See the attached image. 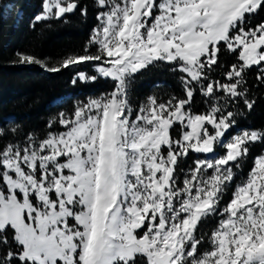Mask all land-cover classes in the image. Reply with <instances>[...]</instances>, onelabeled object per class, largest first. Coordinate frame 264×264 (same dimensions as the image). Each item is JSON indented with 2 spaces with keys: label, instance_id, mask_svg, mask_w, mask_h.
I'll return each mask as SVG.
<instances>
[{
  "label": "snow or ice",
  "instance_id": "6c2138e0",
  "mask_svg": "<svg viewBox=\"0 0 264 264\" xmlns=\"http://www.w3.org/2000/svg\"><path fill=\"white\" fill-rule=\"evenodd\" d=\"M93 3L98 23L81 52L50 68L17 54L19 63L51 72L90 63L94 74L78 72L73 83L105 78L114 87L58 113L50 127L63 131L29 136L23 146L0 143V264H264V154L220 207L249 145L264 140L256 130L224 140L236 123L225 108L241 100L254 106L245 70L260 68L256 79L264 81V21L250 26L264 0ZM79 7V0H42L34 19H62ZM80 11L87 15V7ZM222 50L239 52L238 62L222 73L226 83L209 81ZM160 62L185 74L186 98L148 97L134 111L129 82ZM194 85L209 99L225 96L194 114ZM191 152L212 155L185 171L180 164ZM215 217L210 233L200 232Z\"/></svg>",
  "mask_w": 264,
  "mask_h": 264
},
{
  "label": "trees",
  "instance_id": "16d2710c",
  "mask_svg": "<svg viewBox=\"0 0 264 264\" xmlns=\"http://www.w3.org/2000/svg\"><path fill=\"white\" fill-rule=\"evenodd\" d=\"M80 7L62 19L50 18L36 22L35 16L43 11L42 0H0V143H23L31 136L43 139L49 131L57 132L62 128L58 123L50 127V122L58 118V113L71 114L76 103L90 95L110 92L113 83L110 79L98 78L95 82L73 80L78 72L91 71V64L85 63L62 69L59 72L48 71L40 64H21L17 54L35 56L49 68L56 66L66 55L79 53L87 44L93 28L97 25L98 9L93 0H79ZM87 7V15H81L80 9ZM251 25L264 21V9L250 17ZM92 52L96 49L93 47ZM239 52L232 54L227 50L220 53V66L208 75L209 81L226 83L222 75L232 64L238 62ZM260 68L245 70L248 89L247 98L254 101L248 109L243 101H234L225 108V112L236 113L235 125L227 136L242 130L264 131V81L256 79ZM185 74L173 65L160 62L142 70L129 82L128 98L136 109L148 97L158 102H166L171 97L185 99L181 76ZM194 98L191 108L194 114H201L217 103V96H225L217 91L209 99L194 85ZM243 90V88L241 89ZM58 99L57 101H54ZM220 103H223L220 101ZM181 126L174 125L173 138H178ZM250 152L240 161L241 167L235 170L228 194L223 197V208L231 199V191L241 183L254 165V158L264 150V140L249 145ZM196 155L190 153L181 161L180 167L188 169L194 165ZM219 217L210 218L200 225V232L210 233ZM206 250L203 246L201 251Z\"/></svg>",
  "mask_w": 264,
  "mask_h": 264
},
{
  "label": "rangeland",
  "instance_id": "374dc122",
  "mask_svg": "<svg viewBox=\"0 0 264 264\" xmlns=\"http://www.w3.org/2000/svg\"><path fill=\"white\" fill-rule=\"evenodd\" d=\"M91 66V71L90 70H88L87 71V73L88 74H94V68H93V66L92 65H90ZM105 93V92H104ZM95 96H99V95H95ZM94 95H90V96H88V97H86V99H84V100H80V101H78L76 104L78 105V104H81V103H85V102H87V100H88V98L89 97H95ZM150 97H152V96H150ZM148 99V98H147ZM147 99L144 101V102H142L141 103V105L142 104H144V103H146L147 102ZM76 105V106H77ZM140 106V105H139ZM131 107L133 108V110L134 111H137L138 109H139V107H137L136 109H134V107L131 105ZM62 129L60 130V131H63L64 129H63V126H61V125H59ZM209 127H211V126H209ZM60 131H57V132H60ZM241 131V130H240ZM240 131H237L236 133H238V132H240ZM235 133V134H236ZM235 134H233V135H231V136H227V135H225V137H224V140L225 141H227L228 139H230L232 136H234ZM37 140V139H36ZM26 143H28V140L27 141H25V142H23V143H18V144H20L21 146H23L24 144H26ZM192 153H194L195 155H196V160L197 159H205V158H211V155L212 154H204V153H195V152H192ZM223 154V149H220V148H218L217 149V155H222ZM261 154H264V150L262 151V153ZM261 154H259L258 156H260ZM165 155H166V151H165ZM257 157V156H256ZM194 166V165H193ZM185 171H187V169H184ZM179 179L182 181L183 180V174L179 177Z\"/></svg>",
  "mask_w": 264,
  "mask_h": 264
}]
</instances>
